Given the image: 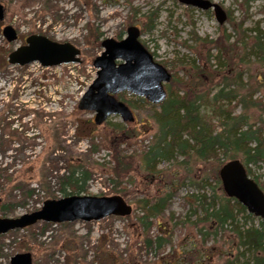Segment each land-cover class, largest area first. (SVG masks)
Masks as SVG:
<instances>
[{
	"label": "rangeland",
	"instance_id": "rangeland-1",
	"mask_svg": "<svg viewBox=\"0 0 264 264\" xmlns=\"http://www.w3.org/2000/svg\"><path fill=\"white\" fill-rule=\"evenodd\" d=\"M211 1L231 12L234 23L244 19L243 28L248 36L257 25L264 31V0ZM0 2L5 9L4 20L0 21V56L4 50L10 51L23 44L24 38L32 33L59 42L67 41L80 49L78 63L42 67L32 62L24 66L10 64L7 69H0V110L7 103L13 106L10 111L18 105L15 115L4 121L11 122L10 130L21 129L20 125L27 129L22 144L6 133L2 135L3 140H11L7 150L0 148V161L10 165L8 173H12V180L0 179L1 203L9 204L7 207L11 210L5 215L0 212V216L16 217L38 209L45 199L63 197L58 191L59 176L76 164L86 168L89 174L86 192L82 194L120 195L132 208L126 216H109L89 222L39 221L0 234V264H9L13 255L22 252L31 254L33 264H101L99 257L104 262L107 250L123 257L117 264H223L227 257L233 256L234 236L227 227L217 235L212 234L209 225L198 220L199 213L192 212L195 203L190 194L196 193L194 183L201 179L210 183L207 194H214L219 201L225 197L221 183L214 180L213 171L208 169L212 165L189 164L179 157L178 161H162L153 178H148L140 166L138 155L156 137L158 126L153 115L160 110L159 106L139 101L128 93L124 99L133 111L134 120L125 122L118 114H113L100 125L93 122L92 112L77 108L82 93L95 78L96 68L92 61L101 52L103 39L119 40L128 26L135 25L140 29L139 40L154 59L181 77L189 69L183 63L195 56L192 33L207 39L219 35L212 9H196L178 0H32L24 7H21V0ZM152 12L156 13L154 27L147 31L144 24ZM6 24L16 30V41L7 42L2 37L1 28ZM224 26L234 38L235 31L228 17ZM88 28L100 33L97 40ZM253 60L249 57L244 60L247 65H239L243 70L249 67L242 80L247 83L250 74L261 72L263 87L247 88L253 90L254 98L264 102V64L259 68ZM210 63L215 67L216 59L212 57ZM210 85L213 84H203V90ZM11 96H14L13 101ZM32 108L46 114L41 121L36 123L31 114L21 113L23 109ZM239 110L238 107L236 111ZM255 118L264 123V113H257ZM114 150L133 156V169L122 174L116 182L111 179L115 177L110 169L114 164L111 162ZM251 169L252 175L263 182L264 163L251 164ZM29 190L32 191L30 196ZM169 191L172 197L166 209L152 221L149 230L143 232L137 223L138 200H154ZM238 223L248 226L251 222L242 214ZM252 223L258 224V220ZM204 225L210 232L205 242L198 230ZM161 232L171 238L169 245L161 249L154 244L146 245L144 236L154 238ZM100 247L104 249L103 254L94 262Z\"/></svg>",
	"mask_w": 264,
	"mask_h": 264
},
{
	"label": "trees",
	"instance_id": "trees-1",
	"mask_svg": "<svg viewBox=\"0 0 264 264\" xmlns=\"http://www.w3.org/2000/svg\"><path fill=\"white\" fill-rule=\"evenodd\" d=\"M30 1L32 0H21V7L29 5ZM227 17L235 31L234 38L227 32L224 24L217 26L219 35L215 39L202 38L192 33L195 56L183 63L188 65L189 69L181 77L175 72L171 73V80L166 84L167 96L159 105L160 110L153 115L158 126L155 140L138 155L140 166L148 178H153L159 172L158 165L162 161H178L181 157L189 164L212 165V168L208 167V169L213 171L214 180L220 183L217 172L222 163L240 157L248 175L264 191V179L263 182L258 181L257 177L252 175L251 169V164L264 163V123L262 119L255 118L257 113H264V102L254 98L253 90L247 88L263 87L261 79L263 75L261 72L250 74V80L244 83L242 76L249 67L243 70L239 66L247 65L248 63L244 60L252 57L253 62L259 64V68H263L264 31L257 25L248 36L246 28H243L244 19L234 23L232 13L229 11H227ZM155 19V12L147 15L144 24L147 31L154 27ZM88 31L95 40L99 38L100 33H94L91 28H88ZM7 51L9 50L1 53L0 69L5 70L9 66L5 60ZM213 51L216 52L215 55L212 54ZM212 57L216 59L215 67L210 63ZM204 75L207 77L206 81L202 79ZM207 82L213 85L203 90L202 86ZM125 94L118 93L116 98L126 103ZM10 98L13 101L14 96ZM137 99L145 102L143 98ZM11 106V103H7L0 110L2 151L7 150L11 145V140H3L2 135L6 133L14 137L15 142L22 144L27 131L22 125H20L21 129L18 127L9 129L11 122L4 120L15 115L18 109L16 105L14 111H10ZM238 107L240 110L236 111ZM21 113L24 116L31 114L36 123L46 115L34 108L23 109ZM250 119L253 122H250ZM111 162H114L110 168L115 177L111 178L113 182L118 181L122 174L125 175L133 169V156L123 155L118 150H114ZM10 168V165H3L0 161V179L7 177L9 181L12 178L10 176L12 173H8ZM88 179L89 174L86 168L78 164L71 165L59 176L58 191L61 196L82 194L86 192ZM18 183L16 186H19ZM194 185L197 191L190 196L195 203V209L192 212L199 213L198 220L208 224L212 234L217 235L219 230L227 227L230 234L234 236V254L227 257L223 264H264V218H256L247 213L245 207L234 198L225 196L219 201L214 194H207L206 188L210 183L205 178L195 182ZM31 193L32 191L29 190L28 195L30 196ZM171 197L172 191H169L154 200L148 198L138 200L140 215L137 217V223L143 232H147L152 221L162 215ZM8 205L1 203L2 214L5 215L11 211ZM242 214L245 219L250 220L251 223L248 226L239 225L238 219ZM254 219L258 220V224L252 223ZM206 227L204 225L198 229L199 233L205 237L204 242L210 235ZM144 237L147 246L154 244L157 249L171 243V238L163 232L158 233L154 238L149 235ZM102 250L104 251L100 247L99 251H96L98 256L94 258V262H98V257L103 254ZM74 255L77 256V253ZM122 258L121 255L111 254V250H107L104 262H101L102 258L99 257V263L117 264Z\"/></svg>",
	"mask_w": 264,
	"mask_h": 264
},
{
	"label": "water",
	"instance_id": "water-1",
	"mask_svg": "<svg viewBox=\"0 0 264 264\" xmlns=\"http://www.w3.org/2000/svg\"><path fill=\"white\" fill-rule=\"evenodd\" d=\"M184 5L201 10L212 8L219 24L226 15L221 6L210 0H178ZM4 8L0 2V21L4 20ZM2 37L7 42L17 40L16 30L9 24L1 28ZM139 29L128 26L126 35L116 40L105 38L101 41L102 51L93 59L96 68L95 78L82 93L77 108L94 113L93 122L102 124L110 115L118 114L122 121H133L131 109L114 94L128 92L145 98L158 105L166 97L164 84L171 74L162 64L153 59L152 54L139 41ZM80 49L70 42H59L42 34H29L24 43L7 54L11 65L23 66L38 62L42 67L78 63ZM218 177L224 194L235 198L246 211L264 218V192L246 172L238 159H229L218 169ZM1 204V200H0ZM132 208L120 195L72 194L56 199H45L35 210L16 217L0 216V234L22 229L39 221L63 223L81 220L96 221L108 216L129 215ZM9 264H33L29 252L13 255Z\"/></svg>",
	"mask_w": 264,
	"mask_h": 264
}]
</instances>
